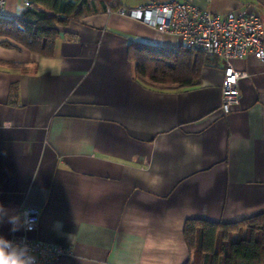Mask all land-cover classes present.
<instances>
[{
    "label": "crops",
    "instance_id": "1",
    "mask_svg": "<svg viewBox=\"0 0 264 264\" xmlns=\"http://www.w3.org/2000/svg\"><path fill=\"white\" fill-rule=\"evenodd\" d=\"M179 1L219 17L256 12L264 23V0ZM88 7L59 27L52 56L0 38V204L38 208L27 237L71 251L52 264H186L187 219L264 215V67L235 61L248 74L241 101L218 116L222 60L194 86H151L136 78L128 43L180 40L97 0ZM23 10L6 0L5 16ZM10 228L0 224V235L23 232Z\"/></svg>",
    "mask_w": 264,
    "mask_h": 264
},
{
    "label": "trees",
    "instance_id": "2",
    "mask_svg": "<svg viewBox=\"0 0 264 264\" xmlns=\"http://www.w3.org/2000/svg\"><path fill=\"white\" fill-rule=\"evenodd\" d=\"M90 0H30L19 16L0 15V38L5 47L23 48L52 56L59 27L89 12ZM102 10H116L115 0H97ZM128 60L136 78L161 89L199 83L202 68L217 58L184 46L128 43ZM188 248L186 264H264V215L235 222L187 219L183 228Z\"/></svg>",
    "mask_w": 264,
    "mask_h": 264
},
{
    "label": "built area",
    "instance_id": "3",
    "mask_svg": "<svg viewBox=\"0 0 264 264\" xmlns=\"http://www.w3.org/2000/svg\"><path fill=\"white\" fill-rule=\"evenodd\" d=\"M23 9L30 0H20ZM6 0H0V15L5 16ZM106 11L111 10L107 7ZM115 12L123 17L151 26L163 37H175L187 49L203 51L206 55L224 63L221 84V102L216 115L225 116L241 101L240 81L247 72L235 65V61L252 56L264 67V23L258 13L229 11L224 17L210 13L192 3L179 0H146L132 8L118 7ZM28 212L27 219L34 221L31 230L23 228L19 235L7 238L26 243L37 257L38 264H52L61 255L69 254L68 247L27 237L36 229L38 208L23 205L20 212Z\"/></svg>",
    "mask_w": 264,
    "mask_h": 264
},
{
    "label": "clouds",
    "instance_id": "4",
    "mask_svg": "<svg viewBox=\"0 0 264 264\" xmlns=\"http://www.w3.org/2000/svg\"><path fill=\"white\" fill-rule=\"evenodd\" d=\"M27 216V211L17 212L0 204V224L8 223L12 232L22 227L31 230L34 221H29ZM0 264H38V260L26 243H17L0 235Z\"/></svg>",
    "mask_w": 264,
    "mask_h": 264
},
{
    "label": "rangeland",
    "instance_id": "5",
    "mask_svg": "<svg viewBox=\"0 0 264 264\" xmlns=\"http://www.w3.org/2000/svg\"><path fill=\"white\" fill-rule=\"evenodd\" d=\"M94 8V6H92V9Z\"/></svg>",
    "mask_w": 264,
    "mask_h": 264
}]
</instances>
